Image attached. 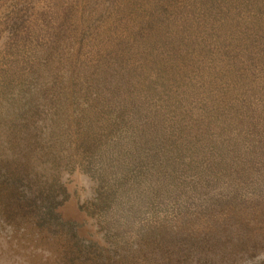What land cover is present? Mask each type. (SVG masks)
Instances as JSON below:
<instances>
[{
  "label": "trees",
  "instance_id": "obj_1",
  "mask_svg": "<svg viewBox=\"0 0 264 264\" xmlns=\"http://www.w3.org/2000/svg\"><path fill=\"white\" fill-rule=\"evenodd\" d=\"M239 2L244 1L233 0L231 7ZM247 2L248 11L236 22L235 13L227 11L231 0H164L158 12L151 8L133 25L132 37H140L135 45L126 39L128 46L112 48L117 61L113 55L95 65L103 75H115L108 80L114 92L103 97L90 91V102L78 110L67 97L68 87L62 90L75 76L67 70L55 74L47 63L52 48L36 53L44 55L42 61L34 54L28 72L17 69L18 62L0 69V208L23 231H36L56 246L53 263L264 264V242L258 245L250 228L208 244V235L191 233L182 212L193 200V210L206 213L210 204L193 197L212 193L214 185L232 188L234 195L244 188L240 183L252 185L249 181L264 189V12L254 10L256 0ZM201 7H214L213 17L195 13ZM256 14L262 25L252 22ZM81 47L78 40L72 57ZM123 49L130 52L126 63ZM148 54L150 69L167 80L160 96L165 107L181 99L171 117H154V96L137 87L140 77L128 71L129 60L138 57L142 63ZM204 79L220 86L227 117L213 116L206 102L195 112L188 108L186 91L197 83L198 92ZM57 87L62 91L48 102ZM69 104L75 112L62 115ZM59 117H85L75 124L73 139L72 127L66 133ZM74 142L86 165L81 172L94 181L91 201L109 237L104 244L79 234V226L57 211L66 199L61 178L67 164H80L65 151ZM169 209L181 218L168 219ZM240 252L247 259L235 262Z\"/></svg>",
  "mask_w": 264,
  "mask_h": 264
},
{
  "label": "rangeland",
  "instance_id": "obj_2",
  "mask_svg": "<svg viewBox=\"0 0 264 264\" xmlns=\"http://www.w3.org/2000/svg\"><path fill=\"white\" fill-rule=\"evenodd\" d=\"M163 1L0 0V69H5L9 62L13 64L18 62L17 69L28 72L29 66L32 65L34 60V54L52 48V60L50 59L47 63L49 66L51 65L55 74L62 75L61 71L67 70L69 76H75V81L71 79L65 81V85L68 86H64L62 90L68 87L67 97L74 102V106L78 110L84 106L85 101L90 102V91L103 97H108L114 92V89L109 90L113 86L111 85L112 82L108 80L114 78L115 75L107 72V76H105L103 75L104 71H101L102 68H96L95 65L98 62L105 65L106 60L108 63V56L113 55L114 60L117 61V54L112 51V48L116 50V47L128 46L124 41L126 39L133 47L136 38L138 40L140 38L137 36L136 38L132 37L135 29L133 25L135 26L136 23L143 20L151 8L152 11L156 10L158 12ZM232 1L227 11L231 10L233 14L235 13L233 20L236 22V17L241 19L245 15L240 12L248 11V2L243 0L244 2H239L231 7ZM260 5L262 8H259ZM254 10H263L264 12V0H262V3L256 0ZM214 12V7H201L200 10H195V13L206 15L209 18L213 17ZM233 14L230 15L233 16ZM252 22L256 25H262L261 14H256ZM239 30L240 26L237 27V31ZM78 40L82 41V47L76 58L72 57V54L76 49ZM237 43L238 41L234 42V44ZM151 46H149V49ZM123 52L126 63L130 52L127 53L125 49H123ZM36 55L40 61L44 60V55ZM151 58L152 56L148 54L144 62L140 63L138 57L136 59L133 56L131 59H136V61L129 60L126 65L129 66L127 67L128 71L140 77L136 81V86H144L145 90L154 96L150 101L151 106L155 109L154 117L161 116L160 119L171 117V113L174 111V103L180 102L181 99L168 97L171 99L168 103L170 107H165L164 98L160 96H165L167 80L165 77L157 76L158 70L150 69L151 65L147 62ZM107 71L109 70L107 69ZM208 82V79L200 81L198 92L196 91L197 83L188 88L189 90L186 93L191 97L188 102L191 104L190 106L187 105L188 108H192V112H195L200 105L204 104L203 102H206L212 109L213 116L227 117L223 112V108L226 109L228 104L218 97L221 90L220 86L217 87L215 83V87H213ZM123 88L122 85L119 92H122ZM62 90L59 87L54 88L48 102L53 101L59 91ZM115 94H118L117 88ZM74 106L69 104L62 115L66 116L68 113H74ZM177 115L179 116L178 113ZM83 118L85 117H59V121H62L63 128L67 129L66 133H70V126L72 127L73 139L75 124ZM156 126L159 129L161 128L158 122ZM75 143L71 144L70 151H65L73 153V158L77 159V164L79 163L78 158H80V164L78 168L73 167L71 163L67 164L69 166L68 170L61 178L63 179L62 182L66 184V199L57 211L64 219H70L79 226V234L104 244L105 239L109 237L105 236L104 224L99 222L101 218L93 211L94 206L91 201L94 181L87 173L81 172L80 169H84L86 165L84 166V161H82L81 152L75 149ZM249 182L252 185L240 183L239 187L244 188L238 189L235 195L231 193L232 188L229 190L225 186L219 187L217 185H214L216 189L208 195L196 194L193 197L194 199L198 198L203 203L205 201L211 207L207 206L208 210L204 214L196 213L193 210L194 202L192 200L193 206L182 211L184 216L187 217L186 222L189 224L188 229L191 233L193 234L192 230L200 231L208 235V244H213V239H216L217 242V237H233L234 234L231 231L250 228L249 234L257 236L258 245L261 243L263 246L264 189L262 185L258 186L259 184ZM217 190L221 192L213 199L212 195ZM180 200H185L181 194ZM240 200H256L254 202L256 204L238 202ZM233 210L236 213L234 215L231 214ZM85 212L90 213V215L85 216ZM167 213L170 220L176 221L175 217L181 218L176 210L169 209ZM5 216L6 214L0 208V264H55L52 255L56 251V246L49 239L44 238L36 231H23L24 227L15 225L14 222H11V218ZM247 223L249 224L247 225ZM176 228H180V226L176 225ZM230 246H233V248L238 247L231 244ZM255 252H258L257 248ZM246 257V254L240 252L235 262L245 261ZM257 257L253 261L258 260L261 255ZM55 258L57 261V257ZM208 259L211 260L212 258ZM229 259L234 260L236 257L231 256Z\"/></svg>",
  "mask_w": 264,
  "mask_h": 264
}]
</instances>
